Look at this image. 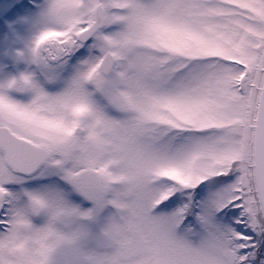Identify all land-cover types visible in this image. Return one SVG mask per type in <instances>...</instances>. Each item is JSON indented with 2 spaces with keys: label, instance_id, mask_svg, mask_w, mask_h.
<instances>
[{
  "label": "snow or ice",
  "instance_id": "snow-or-ice-1",
  "mask_svg": "<svg viewBox=\"0 0 264 264\" xmlns=\"http://www.w3.org/2000/svg\"><path fill=\"white\" fill-rule=\"evenodd\" d=\"M20 7L0 264H264V0Z\"/></svg>",
  "mask_w": 264,
  "mask_h": 264
},
{
  "label": "rangeland",
  "instance_id": "rangeland-1",
  "mask_svg": "<svg viewBox=\"0 0 264 264\" xmlns=\"http://www.w3.org/2000/svg\"><path fill=\"white\" fill-rule=\"evenodd\" d=\"M10 8L1 9L0 15ZM36 15H38V13H33L30 9L21 7L19 10L14 12L9 19L11 25L14 27L9 31L7 27L3 26L2 30H0V85L4 84L12 77L18 76L15 69L16 66L4 69L6 68L4 63L6 60L9 61L12 59V61L16 62L15 64L18 65L20 59L17 58L16 54L18 52H23L25 53V56L27 55L28 42L35 35L32 21ZM21 61L25 63V68L22 72L24 73L28 70V65L24 60Z\"/></svg>",
  "mask_w": 264,
  "mask_h": 264
},
{
  "label": "flooded vegetation",
  "instance_id": "flooded-vegetation-1",
  "mask_svg": "<svg viewBox=\"0 0 264 264\" xmlns=\"http://www.w3.org/2000/svg\"><path fill=\"white\" fill-rule=\"evenodd\" d=\"M24 0H0V10L4 9V8H10L6 11H4L3 13H1L0 15V21H2V25L4 27H7L10 31V29H12L14 26L11 25L9 19L11 18V15L16 12L17 10H19L21 7V5L23 4ZM29 5H33L34 4V0H28ZM11 34V33H10ZM12 35V34H11ZM16 62H13L12 59L7 61L4 63V66L6 68L4 69H9L11 67H15L17 74H21L25 68V63L23 61H21V59L18 62V65L15 64Z\"/></svg>",
  "mask_w": 264,
  "mask_h": 264
},
{
  "label": "clouds",
  "instance_id": "clouds-1",
  "mask_svg": "<svg viewBox=\"0 0 264 264\" xmlns=\"http://www.w3.org/2000/svg\"><path fill=\"white\" fill-rule=\"evenodd\" d=\"M87 118V112L84 107H77L73 110L72 119H73V126L72 132L75 133L82 125V123Z\"/></svg>",
  "mask_w": 264,
  "mask_h": 264
}]
</instances>
